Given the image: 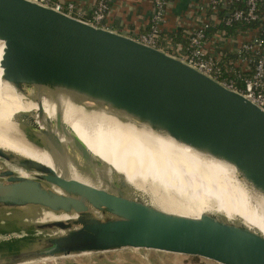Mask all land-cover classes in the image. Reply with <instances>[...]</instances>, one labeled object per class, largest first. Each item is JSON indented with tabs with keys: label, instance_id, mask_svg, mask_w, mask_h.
Returning a JSON list of instances; mask_svg holds the SVG:
<instances>
[{
	"label": "water",
	"instance_id": "95a60500",
	"mask_svg": "<svg viewBox=\"0 0 264 264\" xmlns=\"http://www.w3.org/2000/svg\"><path fill=\"white\" fill-rule=\"evenodd\" d=\"M0 44L2 81L36 107L0 130L50 161L0 146V227L12 233L0 264L124 250L264 264L262 229L215 211L182 214L176 201L158 208L67 119L77 108L91 125L103 114L131 121L228 164L264 201V109L173 54L36 0H0Z\"/></svg>",
	"mask_w": 264,
	"mask_h": 264
},
{
	"label": "bare ground",
	"instance_id": "6f19581e",
	"mask_svg": "<svg viewBox=\"0 0 264 264\" xmlns=\"http://www.w3.org/2000/svg\"><path fill=\"white\" fill-rule=\"evenodd\" d=\"M2 54L0 44V60ZM2 71L0 66V116L3 118L0 128L9 129L18 112L36 107L25 103L12 86L2 81ZM78 110L70 109L67 119L80 137L158 208L168 211L177 205L176 201L181 204H178L179 213L199 216L204 211L220 212L229 218L241 217L264 231V201L258 196L255 198L259 202L254 201L228 164L204 157L128 120L103 114L95 116L97 119L91 125ZM0 146L50 164L45 153L23 144L8 130H0ZM18 172L28 175L25 171ZM72 176L88 182L80 175ZM38 214L44 220L51 219L45 211Z\"/></svg>",
	"mask_w": 264,
	"mask_h": 264
},
{
	"label": "built area",
	"instance_id": "2783aa9c",
	"mask_svg": "<svg viewBox=\"0 0 264 264\" xmlns=\"http://www.w3.org/2000/svg\"><path fill=\"white\" fill-rule=\"evenodd\" d=\"M36 1L98 27H103L111 10L107 0H98L91 17L85 19L77 10V1ZM170 3L156 0L149 29L134 38L173 54L163 45ZM200 3L196 26L185 45L177 44L180 51L176 54L183 51L186 55L181 59L264 109V0H200ZM225 54H230L229 58Z\"/></svg>",
	"mask_w": 264,
	"mask_h": 264
},
{
	"label": "crops",
	"instance_id": "0c3cea01",
	"mask_svg": "<svg viewBox=\"0 0 264 264\" xmlns=\"http://www.w3.org/2000/svg\"><path fill=\"white\" fill-rule=\"evenodd\" d=\"M67 2L70 0H58ZM79 3L78 11L85 19L90 18L98 0H74ZM111 6L103 27L128 36H138L149 29L154 13L156 0H107ZM164 25L163 45L173 55L182 58L177 44L185 45L190 31L196 26L197 9L201 7L200 0H170ZM77 11V12H78ZM228 57L230 54H225Z\"/></svg>",
	"mask_w": 264,
	"mask_h": 264
},
{
	"label": "rangeland",
	"instance_id": "374dc122",
	"mask_svg": "<svg viewBox=\"0 0 264 264\" xmlns=\"http://www.w3.org/2000/svg\"><path fill=\"white\" fill-rule=\"evenodd\" d=\"M2 117L0 116V126H2ZM21 171V170H17ZM23 175V174H22ZM5 225L0 227V242L10 240L12 233H3ZM29 264H200L195 263L190 258L184 256H168L143 250H124L117 252H107L99 254L80 255L72 257H63L48 259ZM201 264H209L204 262Z\"/></svg>",
	"mask_w": 264,
	"mask_h": 264
},
{
	"label": "trees",
	"instance_id": "16d2710c",
	"mask_svg": "<svg viewBox=\"0 0 264 264\" xmlns=\"http://www.w3.org/2000/svg\"><path fill=\"white\" fill-rule=\"evenodd\" d=\"M231 31V30H230Z\"/></svg>",
	"mask_w": 264,
	"mask_h": 264
}]
</instances>
